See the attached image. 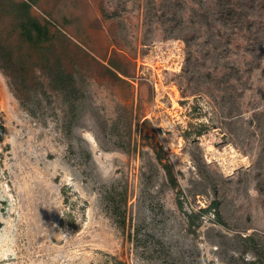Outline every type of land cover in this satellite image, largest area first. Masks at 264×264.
Listing matches in <instances>:
<instances>
[{
    "label": "rangeland",
    "instance_id": "374dc122",
    "mask_svg": "<svg viewBox=\"0 0 264 264\" xmlns=\"http://www.w3.org/2000/svg\"><path fill=\"white\" fill-rule=\"evenodd\" d=\"M0 264H264V0H0Z\"/></svg>",
    "mask_w": 264,
    "mask_h": 264
},
{
    "label": "trees",
    "instance_id": "16d2710c",
    "mask_svg": "<svg viewBox=\"0 0 264 264\" xmlns=\"http://www.w3.org/2000/svg\"><path fill=\"white\" fill-rule=\"evenodd\" d=\"M28 21H29V23H32L33 24V26H34L37 34H38L37 37L38 38H41V36L43 34V27L40 26L34 19H31L30 18ZM26 32L28 33L27 35H29V37H32L31 36V31H30V29L28 27L26 28Z\"/></svg>",
    "mask_w": 264,
    "mask_h": 264
}]
</instances>
